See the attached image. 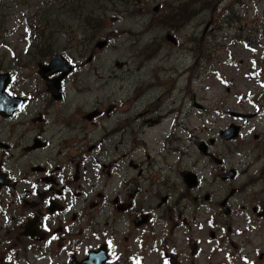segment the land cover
I'll use <instances>...</instances> for the list:
<instances>
[{"label": "flooded vegetation", "instance_id": "af4514ba", "mask_svg": "<svg viewBox=\"0 0 264 264\" xmlns=\"http://www.w3.org/2000/svg\"><path fill=\"white\" fill-rule=\"evenodd\" d=\"M15 2L25 0H0V7ZM7 17L0 14V27ZM241 30L249 37L236 39L261 47L256 19ZM36 39L25 37L27 52L13 51L0 66V75L8 76L0 94V264H264V183L258 192L252 189L264 181V167L257 178L251 167L229 166L212 151L206 156L217 166L183 167L181 137L182 155L173 167L89 162L93 150L108 152L103 143L109 137L132 130L118 128L121 121L103 123L106 139L87 147L86 123L109 119L115 104L76 110L67 80L77 68L70 63L60 82L62 71L48 68L45 78L43 68L56 54L33 47Z\"/></svg>", "mask_w": 264, "mask_h": 264}, {"label": "rangeland", "instance_id": "374dc122", "mask_svg": "<svg viewBox=\"0 0 264 264\" xmlns=\"http://www.w3.org/2000/svg\"><path fill=\"white\" fill-rule=\"evenodd\" d=\"M219 1L15 2L0 7V14L8 15L0 27V66L6 67L4 58L13 51L24 55L30 48L26 40L35 35L33 47L51 48L77 68L67 80V98L76 110L83 114L115 104L117 113L109 119L86 123L91 130L86 146L103 137V123L113 127L121 121L118 128L133 132L109 137L103 143L108 152L93 150L89 162L100 158L113 167H131L132 161L139 167H173L182 155L177 151L181 137L186 153L181 166L210 168L217 163L198 146L216 138L209 151L224 157L229 166L251 167L249 173L260 178L264 41L259 48L236 38L249 37L241 30L247 19H256L258 34H264V0H250L248 5L245 0ZM249 6L252 11L247 14ZM236 10L239 16L234 15ZM168 33L178 43L169 41ZM104 39L107 45L99 48L98 41ZM33 47L31 53H36ZM144 92L145 98L136 101ZM159 105L164 110L154 113ZM233 112L253 116L241 119ZM232 123L242 126L241 134L223 139L219 132ZM204 175L212 181L211 171ZM263 183L260 179L252 189L260 191Z\"/></svg>", "mask_w": 264, "mask_h": 264}, {"label": "water", "instance_id": "95a60500", "mask_svg": "<svg viewBox=\"0 0 264 264\" xmlns=\"http://www.w3.org/2000/svg\"><path fill=\"white\" fill-rule=\"evenodd\" d=\"M207 27H209V24L207 25ZM166 37H167V39L169 41L177 43V39L173 36V34L168 33ZM107 42L108 41L106 39L100 40V41H98L97 46L99 48H102L105 45H107ZM118 65L122 66L123 64L122 63H118ZM48 68H54L56 70H61L62 71V74L57 79V82H60L64 77H66L68 75V73L72 70L73 66L61 54H56L53 57L50 65L48 67H44L43 68V74H44L45 78L48 77V75L50 74V72L47 71ZM7 83H8V76L6 74H1L0 75V94L1 93L4 94V91H5V88L7 86ZM48 83L49 84H53V81H48ZM57 87H58V84H57ZM196 106H198L199 108H202L200 105H196ZM232 114L234 116H239V117H251V116H253L251 114H242L240 112H233ZM240 130H241V126L240 125H236L235 123H232L227 129L220 131V136L223 139H226V140L236 139L239 136V134H240ZM215 142H216L215 138H211L209 140L210 144H214ZM199 149L204 154H207L208 151H209V144L207 142H205V141H202L200 143V145H199ZM219 162H220V160H219ZM187 173H188V175H190V172H187ZM187 178L190 180L189 176H187Z\"/></svg>", "mask_w": 264, "mask_h": 264}, {"label": "snow or ice", "instance_id": "6c2138e0", "mask_svg": "<svg viewBox=\"0 0 264 264\" xmlns=\"http://www.w3.org/2000/svg\"><path fill=\"white\" fill-rule=\"evenodd\" d=\"M166 264H167V262H166Z\"/></svg>", "mask_w": 264, "mask_h": 264}]
</instances>
